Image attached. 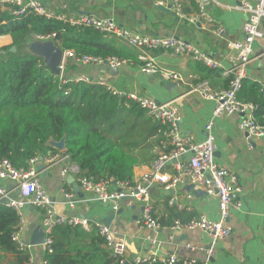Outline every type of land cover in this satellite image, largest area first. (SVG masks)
I'll list each match as a JSON object with an SVG mask.
<instances>
[{"label":"crops","instance_id":"1","mask_svg":"<svg viewBox=\"0 0 264 264\" xmlns=\"http://www.w3.org/2000/svg\"><path fill=\"white\" fill-rule=\"evenodd\" d=\"M38 1L55 15L70 19L91 14L97 18L113 19L121 26L141 33L181 38L220 61L223 68L230 67L237 61L236 50L230 48L229 44L243 38L242 28L247 17L246 12L235 8L237 0L210 1L207 11L212 18L211 22L201 18L189 20L170 9L165 11L166 8L155 7L151 0ZM5 5L0 0V11L7 9ZM218 28L223 29L222 33L216 32ZM261 28L264 29V26ZM11 42L10 34L0 35V47ZM252 47L254 54L247 65L246 81L257 84L264 93V37L255 39ZM131 48L139 53L137 49ZM151 52L153 51L148 54L157 67V71L153 73L144 72L139 67L140 63L136 62L121 64L116 72H111L104 66L73 64L66 67L65 64L61 74L71 79L83 75L101 77L111 89L121 95L129 97L133 94L158 102L169 101L181 115V133L190 135L195 141L203 140L204 126L210 118L214 103L189 91L202 81H206L212 89L221 90L226 87L227 78L222 75L221 68L207 67L188 55H175L165 50H158L153 54ZM165 70L178 73L182 80L176 82L166 78L162 74ZM237 96L247 101L245 93ZM240 119V114H230L215 120L213 158L219 166L237 177L241 208L230 209L226 224L231 232L216 241L213 255L209 258L206 253L212 242L209 234L200 229L171 228L172 222L177 218L182 221L200 215L212 221L219 218L217 198L201 189L181 183L174 189L166 190L161 184L155 183L150 189L153 213L165 224L157 229H148L137 222L142 214V203L131 198L122 199L118 210L113 211L110 203L93 200L90 195L82 193V197L76 194L80 200L75 207H68L64 201V192L73 188L69 173L64 179L59 175L62 161L50 168L41 167V181L55 201L56 213L87 219L89 227L83 228L85 231L92 233V223H104L105 218L109 217L108 227L113 232V238L125 244L129 260L136 257H154L159 260L174 254L180 260L194 259L201 262L209 259V264H264V138L248 137L239 130ZM159 145V148L154 147L152 150L156 156L169 150L170 145L164 135L160 138ZM190 154H184L179 161H187ZM153 163L154 161L135 167L132 178L136 180L141 174L152 171ZM176 163V160H168L162 171L174 173ZM72 176L75 182V175ZM12 185L11 181L0 178V187L10 189ZM8 195L19 198V193L15 190L9 191ZM21 210L24 226L20 232V240L28 247L24 252L29 255L26 264H44L45 244L29 245L33 233L43 230L41 210L33 206H23ZM134 255L136 256L133 257ZM17 260V254L0 250V264H17Z\"/></svg>","mask_w":264,"mask_h":264},{"label":"trees","instance_id":"2","mask_svg":"<svg viewBox=\"0 0 264 264\" xmlns=\"http://www.w3.org/2000/svg\"><path fill=\"white\" fill-rule=\"evenodd\" d=\"M5 6L7 9L0 11V35L10 34L12 42L0 47V160L7 158L14 166L26 167L32 156L65 153L80 174L97 180H132L135 167L159 156L152 150L159 148L165 128L127 95L114 94L105 85L51 73L42 59L23 45L43 36L79 56L117 57L142 67L145 62L138 58L139 53L92 27L48 19L30 10L13 15L9 9L13 6ZM182 11L191 14L197 6L192 0H183ZM70 65L66 63V67ZM243 93L247 102L256 105L258 124L264 125L261 88L243 78L237 94ZM63 137V150L47 144L49 139ZM153 217L157 219L154 213ZM18 221L16 209L0 201V250L17 254V264H26L29 255L12 239ZM94 230L91 233L72 225L53 228L51 242L45 246V264H116L117 258L102 246L103 239ZM127 260L130 264H166L154 257L143 262Z\"/></svg>","mask_w":264,"mask_h":264},{"label":"built area","instance_id":"3","mask_svg":"<svg viewBox=\"0 0 264 264\" xmlns=\"http://www.w3.org/2000/svg\"><path fill=\"white\" fill-rule=\"evenodd\" d=\"M188 1V0H187ZM197 6V11L186 14L182 11L183 0H151L157 8H169L173 12L188 18L198 20L201 18L206 22H211L212 18L207 11V4L214 0H192ZM5 4L13 6L10 12L13 15H20L30 10L44 17L56 18L71 25L89 26L103 32L105 35H112L120 41L126 43L139 51L138 58L145 64L140 67L144 72L153 73L157 67L148 52L153 50L170 51L175 55H188L195 61L201 62L207 67L221 68L222 75L229 78L228 84L221 90L212 89L206 82L202 81L191 87L189 92L198 93L203 99L211 100L214 106L209 120L204 126L205 137L201 141H195L190 135L182 134L179 129L181 115L175 106L169 102H158L155 99L129 95L138 105L144 109L152 119L158 121L165 129L164 137L168 140L170 148L167 152L159 153L154 160L153 170L141 174L136 180L119 181L114 178L97 180L93 176L80 174L79 168L74 163H69V156L65 153L46 155H35L28 160L26 167L14 166L9 159L0 160V178L7 179L13 183L10 189L0 187V200L5 199V203L16 209L19 215L17 230L12 234V239L18 243L21 249L28 248L20 240V232L24 226L22 216L23 206H33L42 211V231L45 233V246L51 242L49 237L53 228L59 225L80 226L84 229L89 227V222L85 218L78 216L58 215L56 213L55 201L43 185L40 177L42 168H50L54 164L62 161L59 175L64 179L67 174L75 175V182L79 191L88 194L93 200L110 203L113 211H117L122 199L131 198L142 203V214L138 223L148 229H157L160 223L153 217V206L150 199V189L155 183H159L166 190L174 189L178 184L191 185L201 189L208 195L217 198L219 218L215 221L207 219L204 215L188 221L175 219L171 225L174 230L200 229L212 238V242L206 251L208 258L213 255L216 241L231 232L226 224L231 208H241V201L238 197L240 185L237 177L219 166L213 158L215 151V120L223 115L240 114L238 129L245 132L248 137L264 138V125L258 124L254 111L256 105L251 102L243 101L237 97L241 81L246 78V69L254 51L252 44L255 39L264 37V0H237L235 8L247 13L243 24V38L229 44V47L236 50L237 61L234 65L223 68L220 61L212 58L206 52L199 49L194 44L174 36H163L141 33L139 31L125 28L113 19L97 18L91 14L80 15L76 18H67L63 15H55L49 11L38 0H3ZM223 29L218 28L216 32L222 33ZM54 34L51 35L53 37ZM38 39H48V37H37ZM61 71L64 69L66 61L75 65H96L106 68L119 67L126 63L125 60L117 57H107L103 59L92 55H76L72 50H63ZM166 78L176 82L182 80L178 73L164 71ZM75 81L91 82L105 85L112 93L119 94L109 87L101 78H93L83 75L74 78ZM60 151V150H59ZM191 153L187 161L180 162L179 159L184 154ZM168 160H176L174 173L162 171L163 166ZM64 161V162H63ZM40 165L42 168L38 169ZM18 191L19 198L8 195L9 191ZM80 199L76 196L73 189L64 192L65 204L73 208ZM104 242V245L111 250L117 258L116 264H125L127 260L126 246L122 241L113 238V232L104 223L96 222L91 224ZM147 258H135L136 262L149 260ZM166 264H209V259L197 262L194 259L180 260L176 255L171 254L166 258L159 259ZM45 264V262H44Z\"/></svg>","mask_w":264,"mask_h":264},{"label":"water","instance_id":"4","mask_svg":"<svg viewBox=\"0 0 264 264\" xmlns=\"http://www.w3.org/2000/svg\"><path fill=\"white\" fill-rule=\"evenodd\" d=\"M169 8L164 9L165 11H168ZM23 49L28 51L29 53H32L36 55L37 57H40L44 63V65L51 71V73L55 75L61 74V61H62V48L57 46L56 43L52 39H35L30 42H27L23 45ZM11 51L15 50V46H11ZM111 72H116L118 70L117 67H111L109 68ZM48 145H51L52 147H55L58 150H63L65 148V138H61L59 141H54L52 139H49L47 141ZM41 166H38V169H40ZM70 182L72 184L73 191L79 196L82 197V193L79 191V187L74 182V177L70 174ZM2 203H5V199L0 200ZM109 217L105 218L104 224L106 226L109 225ZM45 243V233L42 230H36L32 238L30 240L29 245H41ZM134 255L133 257H135ZM125 264H130L128 260H126Z\"/></svg>","mask_w":264,"mask_h":264}]
</instances>
